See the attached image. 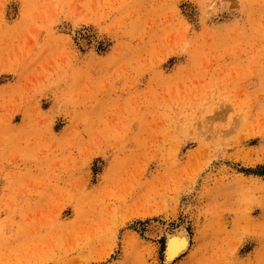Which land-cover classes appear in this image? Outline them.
<instances>
[{
    "label": "rangeland",
    "instance_id": "1",
    "mask_svg": "<svg viewBox=\"0 0 264 264\" xmlns=\"http://www.w3.org/2000/svg\"><path fill=\"white\" fill-rule=\"evenodd\" d=\"M0 264H264V0H0Z\"/></svg>",
    "mask_w": 264,
    "mask_h": 264
},
{
    "label": "bare ground",
    "instance_id": "2",
    "mask_svg": "<svg viewBox=\"0 0 264 264\" xmlns=\"http://www.w3.org/2000/svg\"><path fill=\"white\" fill-rule=\"evenodd\" d=\"M157 230V231H155ZM153 235L160 231V228H156ZM164 231V230H163ZM189 235L184 230H175L167 233L166 245L164 250V263L174 261L182 252H184L189 245Z\"/></svg>",
    "mask_w": 264,
    "mask_h": 264
}]
</instances>
